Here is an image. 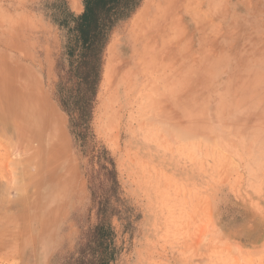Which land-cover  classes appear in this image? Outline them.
<instances>
[{
  "label": "rangeland",
  "instance_id": "374dc122",
  "mask_svg": "<svg viewBox=\"0 0 264 264\" xmlns=\"http://www.w3.org/2000/svg\"><path fill=\"white\" fill-rule=\"evenodd\" d=\"M86 0H0V264H264V0H135L89 83Z\"/></svg>",
  "mask_w": 264,
  "mask_h": 264
},
{
  "label": "trees",
  "instance_id": "16d2710c",
  "mask_svg": "<svg viewBox=\"0 0 264 264\" xmlns=\"http://www.w3.org/2000/svg\"><path fill=\"white\" fill-rule=\"evenodd\" d=\"M135 0H86V8L79 16L76 30V39L71 50L81 47L79 53V68H86L84 80L89 83L91 70L96 61V53L107 31ZM109 236L104 225L97 226L90 234L89 242L82 249L80 264H111L114 250L111 249Z\"/></svg>",
  "mask_w": 264,
  "mask_h": 264
},
{
  "label": "bare ground",
  "instance_id": "6f19581e",
  "mask_svg": "<svg viewBox=\"0 0 264 264\" xmlns=\"http://www.w3.org/2000/svg\"><path fill=\"white\" fill-rule=\"evenodd\" d=\"M1 119V118H0ZM1 121V120H0Z\"/></svg>",
  "mask_w": 264,
  "mask_h": 264
}]
</instances>
